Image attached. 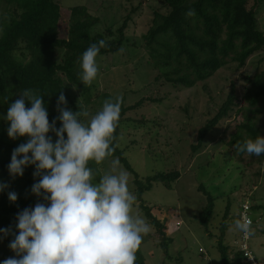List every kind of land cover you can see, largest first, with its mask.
Wrapping results in <instances>:
<instances>
[{
    "label": "trees",
    "instance_id": "1",
    "mask_svg": "<svg viewBox=\"0 0 264 264\" xmlns=\"http://www.w3.org/2000/svg\"><path fill=\"white\" fill-rule=\"evenodd\" d=\"M60 1L0 0V103L3 107L0 118V183L8 185L0 192V228H10L18 234L15 228L17 213L26 207H34L37 202L46 203L31 193V186L39 180V177H33V165L27 166L22 176L9 175L7 165L12 151L28 139L27 136L15 140L8 137L9 122L4 117L10 104L21 98L23 90L30 89L43 96L51 123L59 116L57 101L61 93L66 98V105L62 107L75 112L83 106L89 114H96L106 100L115 102L119 98L120 116L111 141L113 152L99 164L90 161L89 167L93 169L95 180H99L102 164L114 158L133 174L135 202L157 237L158 245L166 250L171 241L166 234V225L153 214L152 206L142 195L156 181L170 188L181 173L170 169L139 177L126 160L124 149L117 146L121 125L132 120L134 126H142L149 121L144 115L132 118L129 113L161 103L169 95L168 87L176 90L191 88L219 69L231 65L234 71L240 72L245 69L247 60L255 55L259 56L257 63H262L264 27L259 24V14L264 0H124L118 19L98 30L94 28L101 19L85 5L69 7L67 17L61 18ZM145 9L149 14H144ZM190 10L195 14L188 15ZM100 41L104 42L103 46H100ZM92 44L100 49L96 58L98 69V60L107 55H120V58L133 55L132 58L151 65L155 74L148 89L127 101V91L115 95L109 85L100 88L99 70L96 79L90 85H84L80 81L81 57ZM109 64L114 66L117 62ZM240 77L246 81L244 92L238 96L235 82L229 79L225 98L218 106H213L214 114L198 129L196 142L191 146L192 153L200 150L207 133L224 121L227 123L222 127V137L234 150L247 139L264 136L260 125V115L264 111V70L240 72ZM25 106H31L27 99ZM56 127H60L58 119ZM47 135L52 136L55 142L54 133ZM135 142L131 140L132 144ZM239 155L242 157L245 153L239 152ZM248 156L255 162L254 155ZM263 161L264 155L257 157L259 165ZM246 164L251 167L250 161ZM253 174L254 183L259 173ZM198 189L205 195L206 202L197 220L207 230L215 197L201 185ZM8 192L17 194L15 202L9 201ZM248 204L249 211L263 209L264 212V202ZM228 209L229 205L220 222L217 243L221 264H248L241 250L228 252V246L223 244ZM251 220L253 224L254 219ZM12 239L14 235L11 234L3 237L7 244ZM135 264H146L140 247Z\"/></svg>",
    "mask_w": 264,
    "mask_h": 264
},
{
    "label": "rangeland",
    "instance_id": "2",
    "mask_svg": "<svg viewBox=\"0 0 264 264\" xmlns=\"http://www.w3.org/2000/svg\"><path fill=\"white\" fill-rule=\"evenodd\" d=\"M60 2L61 18L67 17L69 7L87 6L91 13L101 19V23L94 28L98 30L118 19L124 0ZM146 9L144 14H149ZM259 24L264 27V5L260 9ZM103 57L98 60V70L101 71L98 75L100 88L109 85L115 95L127 91V101L148 89L155 74L151 65L132 58L133 55L121 58L120 55ZM258 58L257 55L249 58L245 69L240 72L264 70V61L257 63ZM110 62L117 64L110 66ZM233 67L221 68L204 82L191 88L176 90L168 87L169 95L161 103L143 106L129 113L132 118L144 115L149 121L142 126H134L132 120L121 125L117 146L124 149L126 160L139 177L170 169H177L181 173L170 188L156 181L142 195L147 204L152 206L153 214L165 223L166 234L171 238L164 250L158 245V239L150 226L149 234L143 237L140 245L146 264H221L217 243L226 206L229 205V212L225 219L226 228L222 241L228 246V252H233L239 250L241 233L234 230V221L239 219L242 205L246 202H264V161L259 165L257 156L253 162L247 153L241 157L239 151L227 143L222 137V127L227 121L221 122V126L217 125L207 133L200 150L191 152L198 129L214 114L213 106H218L225 98L229 79L235 82L238 96L244 92L246 81ZM92 115L95 114L90 113L85 120ZM2 116L3 107L0 103V118ZM233 124L232 120L231 126ZM260 125L264 129V111L260 115ZM131 140L136 142L132 144ZM249 161L250 168L246 164ZM121 170L127 173L129 191L135 196L133 174L114 158L102 164L100 175L102 177ZM253 173H259L255 184ZM98 181L94 179V182ZM199 185L215 197L207 230L197 220V215L206 202L205 195L198 189ZM249 213L251 219H254V235L248 240L249 250L259 262L264 263V212L263 209H250ZM133 215L146 221L137 202L134 203ZM11 257H15V254L3 238L0 239V260Z\"/></svg>",
    "mask_w": 264,
    "mask_h": 264
},
{
    "label": "clouds",
    "instance_id": "3",
    "mask_svg": "<svg viewBox=\"0 0 264 264\" xmlns=\"http://www.w3.org/2000/svg\"><path fill=\"white\" fill-rule=\"evenodd\" d=\"M194 14V10L188 12ZM103 44L100 41V46ZM99 50L92 44L82 54L80 81L84 85L97 77ZM42 97L30 89L23 90L4 117L9 122V138H28L12 151L9 175L22 176L24 169L33 165V177L39 180L31 186V193L46 203L37 202L17 213L18 234L0 228V239L14 235L8 247L15 253L0 264H135L136 252L150 225L133 215L136 198L129 191L127 173L114 171L94 182L89 167L90 161L99 164L113 152L119 98L115 102L106 100L85 123L82 118L89 117L88 111L83 106L75 112L62 107L66 98L61 93L57 101L59 116L50 123ZM26 99L31 104L28 108ZM49 132L55 134V142ZM237 150L250 156L264 155V136L245 140ZM7 187L0 183V192ZM7 195L9 201L17 200L15 192ZM234 230L245 239L254 235L248 217L235 220Z\"/></svg>",
    "mask_w": 264,
    "mask_h": 264
},
{
    "label": "built area",
    "instance_id": "4",
    "mask_svg": "<svg viewBox=\"0 0 264 264\" xmlns=\"http://www.w3.org/2000/svg\"><path fill=\"white\" fill-rule=\"evenodd\" d=\"M242 217H249V204L246 202L242 205V209L239 213V219H241ZM249 238L245 239L243 237V234H240L239 237V246L238 249L242 251L243 256L245 257V260L248 262V264H264L259 262L250 252V250L248 249V244H247V240Z\"/></svg>",
    "mask_w": 264,
    "mask_h": 264
}]
</instances>
